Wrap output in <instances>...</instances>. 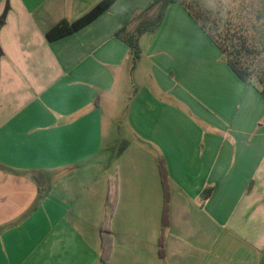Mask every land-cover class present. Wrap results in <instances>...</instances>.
<instances>
[{
    "label": "crops",
    "instance_id": "obj_1",
    "mask_svg": "<svg viewBox=\"0 0 264 264\" xmlns=\"http://www.w3.org/2000/svg\"><path fill=\"white\" fill-rule=\"evenodd\" d=\"M102 1L0 0V264H264L259 90L177 4L137 59L115 35L153 0L48 40Z\"/></svg>",
    "mask_w": 264,
    "mask_h": 264
},
{
    "label": "trees",
    "instance_id": "obj_2",
    "mask_svg": "<svg viewBox=\"0 0 264 264\" xmlns=\"http://www.w3.org/2000/svg\"><path fill=\"white\" fill-rule=\"evenodd\" d=\"M117 0H103L91 12L76 22L63 21L47 35L54 41L71 35L96 20ZM180 5L197 25L207 34L212 44L219 49L225 62L237 77L247 85L256 87L264 99V31L254 22L250 6L233 7L226 4L221 9L204 8L199 3L189 4L183 0H153L150 7L137 13L131 20L134 28L121 29L115 37L133 50L135 59L139 56V41L145 34L155 33L161 26L166 10L171 5ZM123 149V148H122ZM121 149V151H122ZM161 181L164 190V209L162 216V235L169 228V179L164 163H159ZM117 187L109 193L107 205L110 212L101 227V258L105 263L113 251L111 222L117 203ZM162 251V249L160 250Z\"/></svg>",
    "mask_w": 264,
    "mask_h": 264
},
{
    "label": "rangeland",
    "instance_id": "obj_3",
    "mask_svg": "<svg viewBox=\"0 0 264 264\" xmlns=\"http://www.w3.org/2000/svg\"><path fill=\"white\" fill-rule=\"evenodd\" d=\"M189 4L199 3L204 8L221 9L226 4H233V7L239 8L242 6H250L252 20L257 22L260 28L264 31V0H183Z\"/></svg>",
    "mask_w": 264,
    "mask_h": 264
}]
</instances>
